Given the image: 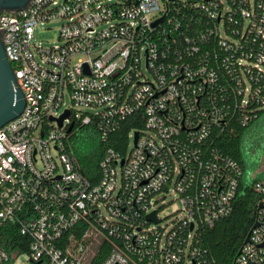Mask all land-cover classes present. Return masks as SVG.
I'll list each match as a JSON object with an SVG mask.
<instances>
[{
    "label": "built area",
    "instance_id": "built-area-1",
    "mask_svg": "<svg viewBox=\"0 0 264 264\" xmlns=\"http://www.w3.org/2000/svg\"><path fill=\"white\" fill-rule=\"evenodd\" d=\"M230 1L30 0L0 13V38L25 101L0 127V264L21 255L27 264H215L196 235L230 213L241 171L202 151L227 114L204 103L214 70L190 58L210 35L231 46ZM238 1L243 33L264 37V1ZM53 20L61 21L60 43L37 45L35 27ZM263 63L261 54L254 66ZM250 92L244 76L241 106ZM139 111L144 126L129 132L132 148L124 156L109 149L99 181L90 183L66 149L68 134L94 124L104 139L116 119ZM255 190L256 226L232 264H264V177ZM170 195L180 208L162 224L158 203ZM153 211L157 223L146 220ZM105 241L108 252L96 263Z\"/></svg>",
    "mask_w": 264,
    "mask_h": 264
},
{
    "label": "trees",
    "instance_id": "trees-1",
    "mask_svg": "<svg viewBox=\"0 0 264 264\" xmlns=\"http://www.w3.org/2000/svg\"><path fill=\"white\" fill-rule=\"evenodd\" d=\"M230 5L231 21L226 19L225 30L230 37L228 41L231 46L227 49L219 47L218 38L210 35L199 43L190 58L192 66L195 61H199L207 69L214 70V82L204 89V100H211L204 103H213L223 108L227 114L220 127H211L201 145L202 151L207 154L208 159H213L210 152H216L221 161L230 160L241 171L235 196L231 200L230 213L215 221L211 227H201L196 235L198 247L215 264H232L236 257L255 221L260 201L255 183L264 177V171L255 177L251 176L252 161L248 154L249 142L246 141L248 133L264 117V63L261 68L254 66L257 56L264 54V37L248 31L243 33L239 1H230ZM234 41L238 42L236 46ZM244 76L249 80L251 92L247 103L241 106ZM143 122L144 117L140 111L118 118L114 128L104 139L100 137L94 124L78 126L68 134L66 149L78 170L90 183L95 184L101 177L99 163L107 151L112 149L118 155L124 156L129 132L142 130ZM179 137L186 139L187 133L182 131ZM109 244V241L102 244L93 258L94 262L100 263L105 258Z\"/></svg>",
    "mask_w": 264,
    "mask_h": 264
},
{
    "label": "rangeland",
    "instance_id": "rangeland-1",
    "mask_svg": "<svg viewBox=\"0 0 264 264\" xmlns=\"http://www.w3.org/2000/svg\"><path fill=\"white\" fill-rule=\"evenodd\" d=\"M60 25L61 21L59 20L38 24L34 29V42L45 48L59 44L58 32ZM257 124L246 137V141L249 142L248 154L252 161L250 172L252 177L264 171V117L259 119ZM132 144L133 141L130 139L127 146L128 151L132 148ZM158 206L161 208L159 218L162 219V224H167L180 208V202L175 196L170 195L163 202H159ZM26 259L25 255H21L12 264H27Z\"/></svg>",
    "mask_w": 264,
    "mask_h": 264
},
{
    "label": "water",
    "instance_id": "water-1",
    "mask_svg": "<svg viewBox=\"0 0 264 264\" xmlns=\"http://www.w3.org/2000/svg\"><path fill=\"white\" fill-rule=\"evenodd\" d=\"M30 0H0V13L3 11H14L23 9ZM25 101L22 91L17 86L16 78L12 67L5 55L4 47L0 38V127L6 122L18 116L24 107ZM68 116L65 111L57 120L58 126L62 125V121ZM70 126L67 130H71ZM138 133L134 132V143H136ZM123 163V160H122ZM259 206H261L259 204ZM148 222L157 223L158 220L155 212H151L146 216ZM256 223L252 225V228ZM249 232L244 241L248 240Z\"/></svg>",
    "mask_w": 264,
    "mask_h": 264
}]
</instances>
